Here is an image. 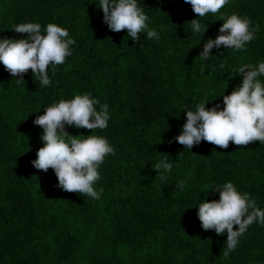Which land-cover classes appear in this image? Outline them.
Here are the masks:
<instances>
[{
    "label": "trees",
    "instance_id": "obj_1",
    "mask_svg": "<svg viewBox=\"0 0 264 264\" xmlns=\"http://www.w3.org/2000/svg\"><path fill=\"white\" fill-rule=\"evenodd\" d=\"M137 3L159 39L111 31L100 0H0V39H26L12 28L34 22L42 34L49 23L64 27L76 41L55 75L49 67L46 87L31 70L18 81L0 63V264H264V225L254 222L224 257L227 232L204 230L198 218L199 203L218 200L214 188L228 181L264 210V144L222 149L202 140L189 150L174 139L186 110L206 101L222 110L242 83L239 67L264 62V0H229L205 17L185 0ZM232 14L259 26L254 39L201 60L204 42ZM193 19L208 25L203 34ZM83 94L100 101L98 111L108 105V127L65 130L103 136L115 149L98 169L99 199L62 190L53 169L32 163L43 146L36 117ZM161 159L172 164L167 180L152 167Z\"/></svg>",
    "mask_w": 264,
    "mask_h": 264
},
{
    "label": "clouds",
    "instance_id": "obj_2",
    "mask_svg": "<svg viewBox=\"0 0 264 264\" xmlns=\"http://www.w3.org/2000/svg\"><path fill=\"white\" fill-rule=\"evenodd\" d=\"M192 6L197 17L217 14L229 0H185ZM103 19L113 32L126 30L133 41L138 42L140 33L147 30L148 39H159L155 30L149 29L148 16L138 5L137 0H100ZM215 38L204 42L199 54L201 60L207 59L211 50L224 46L227 49L243 50L245 44L254 39L256 28L248 17L232 14L223 20ZM191 28L194 33L203 34L204 27L198 19H193ZM18 33H25L26 39H0V63L12 75H23L29 70L39 79L40 86L51 84L48 69L55 75L57 66L65 63L72 55L71 45L76 41L69 38L66 28L49 23L42 34L40 23L27 22L14 26ZM242 74V83L229 95L223 96L224 107L206 108V102L196 106L195 111L186 110V122L181 133L174 139L187 149L198 145L202 140L227 149L230 142L244 147L259 141L264 144V83L258 77L264 75V62L258 65H242L235 74ZM98 99L89 94L75 95L70 100L61 99L45 108V112L34 120L43 128V146L37 151V158L32 161L38 170L55 171L58 186L66 192L83 194L92 199H99L103 188L94 187L100 179L99 167L108 155H115L114 147L103 136L71 135L65 125L76 128L104 130L108 127V105L103 104L98 111ZM161 180H167L166 173L172 164L166 159L152 164ZM184 181H179L181 189ZM219 191L218 200H205L199 203L198 218L204 230L214 229L217 235L227 232L224 257L235 251L240 237L254 222L264 225V210H261L255 198L241 193L231 182L214 188ZM234 226H238L235 227Z\"/></svg>",
    "mask_w": 264,
    "mask_h": 264
}]
</instances>
